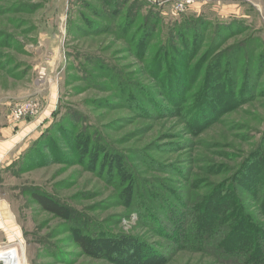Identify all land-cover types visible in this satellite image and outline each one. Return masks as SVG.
<instances>
[{
	"label": "rangeland",
	"instance_id": "rangeland-1",
	"mask_svg": "<svg viewBox=\"0 0 264 264\" xmlns=\"http://www.w3.org/2000/svg\"><path fill=\"white\" fill-rule=\"evenodd\" d=\"M262 161L264 0H0V247L26 264H264Z\"/></svg>",
	"mask_w": 264,
	"mask_h": 264
},
{
	"label": "built area",
	"instance_id": "built-area-1",
	"mask_svg": "<svg viewBox=\"0 0 264 264\" xmlns=\"http://www.w3.org/2000/svg\"><path fill=\"white\" fill-rule=\"evenodd\" d=\"M26 108H16L14 110L15 117L20 118L23 116ZM14 244L6 247H0V264H21V258L24 263V243L20 239Z\"/></svg>",
	"mask_w": 264,
	"mask_h": 264
},
{
	"label": "trees",
	"instance_id": "trees-1",
	"mask_svg": "<svg viewBox=\"0 0 264 264\" xmlns=\"http://www.w3.org/2000/svg\"><path fill=\"white\" fill-rule=\"evenodd\" d=\"M262 164H264L263 161H262ZM263 169H264V165H263ZM260 182H261V177L259 179V183ZM257 183H258V181H257ZM46 201H47V203L44 202V204L46 205V207L49 210L54 211L56 214L60 215L61 217L68 218L69 214H68L67 210L64 207H62L60 205H57L54 202H50L49 200H46ZM228 202L226 204H222V203L218 204L217 201H216V203L214 202L213 203L214 211H216V212H220L221 210L224 211L226 208L230 207V204L228 205ZM197 227H198V224H197ZM206 231L209 232L207 230V228H206ZM202 236H204V232L201 235H199V237H202ZM246 243H247V240L243 239L241 242L239 241L238 244L241 245V244H246ZM81 244H82V246L86 247L85 241H82Z\"/></svg>",
	"mask_w": 264,
	"mask_h": 264
},
{
	"label": "water",
	"instance_id": "water-1",
	"mask_svg": "<svg viewBox=\"0 0 264 264\" xmlns=\"http://www.w3.org/2000/svg\"><path fill=\"white\" fill-rule=\"evenodd\" d=\"M166 1H168V0H156V2H157L158 4H161V3L166 2Z\"/></svg>",
	"mask_w": 264,
	"mask_h": 264
},
{
	"label": "bare ground",
	"instance_id": "bare-ground-1",
	"mask_svg": "<svg viewBox=\"0 0 264 264\" xmlns=\"http://www.w3.org/2000/svg\"><path fill=\"white\" fill-rule=\"evenodd\" d=\"M3 254L4 253L0 254V256L3 255ZM21 264H26V262H25V256H24V263H23L22 258H21Z\"/></svg>",
	"mask_w": 264,
	"mask_h": 264
}]
</instances>
